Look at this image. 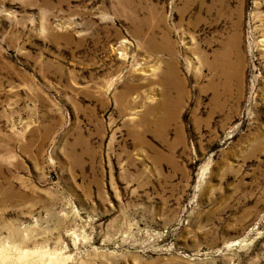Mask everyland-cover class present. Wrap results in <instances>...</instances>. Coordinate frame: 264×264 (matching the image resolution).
Wrapping results in <instances>:
<instances>
[{"label": "rangeland", "instance_id": "obj_1", "mask_svg": "<svg viewBox=\"0 0 264 264\" xmlns=\"http://www.w3.org/2000/svg\"><path fill=\"white\" fill-rule=\"evenodd\" d=\"M0 264H264V0H0Z\"/></svg>", "mask_w": 264, "mask_h": 264}, {"label": "bare ground", "instance_id": "obj_2", "mask_svg": "<svg viewBox=\"0 0 264 264\" xmlns=\"http://www.w3.org/2000/svg\"><path fill=\"white\" fill-rule=\"evenodd\" d=\"M238 37H239V35H238ZM237 41H240V40H237ZM234 44V43H233ZM236 46V45H235ZM234 47V46H233ZM237 47H238V45H237ZM231 48H232V46H231ZM240 47H238V49H239ZM237 49V48H236ZM232 50V49H231ZM238 51V50H237ZM241 51V50H240ZM237 53V52H236ZM239 53V52H238ZM227 55H229V54H227ZM223 56V55H222ZM225 57V56H224ZM240 57H241V55H240ZM238 59V58H237ZM223 60V59H222ZM221 61V60H220ZM239 61V60H238ZM237 61V62H238ZM172 65V64H171ZM234 65H236V64H234ZM220 68L222 67L223 68V73L225 74V72L226 73H228L229 75H231V77L232 76H236L238 73H240V67H241V65L240 64H237L236 66H234V69L233 70H231V72L229 71V70H227V67L225 66V65H221V63H220V66H219ZM225 67V68H224ZM170 69H172V68H170ZM170 73H172V71H170ZM176 73V72H175ZM239 75V74H238ZM237 75V76H238ZM176 76V75H175ZM169 77V76H168ZM168 77H166L165 79V82L167 83V86H169V83L171 84V82H172V80L170 81L169 79L171 78V76H170V78L168 79ZM168 90V89H167ZM170 93V92H169ZM170 102H171V99H170V96H169V94H168V96H167V101H166V110H167V116L166 117H171L172 116V114H171V112H172V107L170 106L171 104H172V102H171V104H170ZM164 104V103H163Z\"/></svg>", "mask_w": 264, "mask_h": 264}]
</instances>
